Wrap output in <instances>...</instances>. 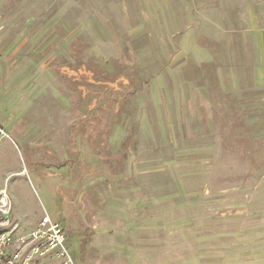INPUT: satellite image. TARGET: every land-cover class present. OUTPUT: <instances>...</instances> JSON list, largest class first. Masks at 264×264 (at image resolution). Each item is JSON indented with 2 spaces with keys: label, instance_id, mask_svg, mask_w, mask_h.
<instances>
[{
  "label": "rangeland",
  "instance_id": "rangeland-1",
  "mask_svg": "<svg viewBox=\"0 0 264 264\" xmlns=\"http://www.w3.org/2000/svg\"><path fill=\"white\" fill-rule=\"evenodd\" d=\"M0 131L21 264H264V0H0Z\"/></svg>",
  "mask_w": 264,
  "mask_h": 264
},
{
  "label": "built area",
  "instance_id": "built-area-1",
  "mask_svg": "<svg viewBox=\"0 0 264 264\" xmlns=\"http://www.w3.org/2000/svg\"><path fill=\"white\" fill-rule=\"evenodd\" d=\"M1 134L2 131H0V136ZM7 204L6 195L2 193L0 195V217L8 212ZM23 241L21 239V242ZM31 242L37 243L33 247V253L38 257H50L55 261V264H81L76 261L70 251L64 230L47 216L41 219L38 228L31 233ZM11 245V235L2 232L0 224V264H21L19 252L9 253Z\"/></svg>",
  "mask_w": 264,
  "mask_h": 264
},
{
  "label": "trees",
  "instance_id": "trees-1",
  "mask_svg": "<svg viewBox=\"0 0 264 264\" xmlns=\"http://www.w3.org/2000/svg\"><path fill=\"white\" fill-rule=\"evenodd\" d=\"M113 87V86H112Z\"/></svg>",
  "mask_w": 264,
  "mask_h": 264
}]
</instances>
